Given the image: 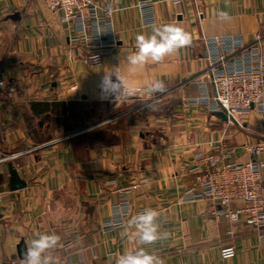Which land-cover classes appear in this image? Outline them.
Segmentation results:
<instances>
[{"label": "crops", "instance_id": "crops-1", "mask_svg": "<svg viewBox=\"0 0 264 264\" xmlns=\"http://www.w3.org/2000/svg\"><path fill=\"white\" fill-rule=\"evenodd\" d=\"M141 1L93 0L111 12L117 42L103 65L90 68L60 11L40 0H0V262L22 264L26 244L46 232L61 237L42 254L58 264H115L125 250L141 247L133 217L116 228L103 224L117 217L125 196L133 214L158 211L160 231L168 236L146 247L164 264H264V230L231 224L212 213L211 201L186 194L197 151L223 141L245 162L250 156L243 144L261 140L228 132L226 121L188 100L198 98L203 85L214 93L205 40L240 36L250 44L264 35V0H151L152 24L144 22ZM219 11L230 19H219ZM166 23L183 27L192 44L131 72L135 36ZM106 74L140 87L162 81L165 88L108 94L102 92ZM159 102L168 115L146 110ZM9 163L24 188L10 189ZM118 178L132 184L118 188ZM227 245L237 253L224 260L220 250Z\"/></svg>", "mask_w": 264, "mask_h": 264}, {"label": "built area", "instance_id": "built-area-1", "mask_svg": "<svg viewBox=\"0 0 264 264\" xmlns=\"http://www.w3.org/2000/svg\"><path fill=\"white\" fill-rule=\"evenodd\" d=\"M29 2L30 0H24ZM45 7L62 13V21L75 30V40L85 48V63L94 68L103 65L106 54L116 47L111 12L100 11L93 0H40ZM178 2L179 0H175ZM144 22L154 23V7L151 0L140 2ZM209 71L214 93L209 94L205 85L198 98L188 100L199 104L209 112L223 111L228 124L242 126L244 116L256 112L262 118V139L256 143L243 144L250 156L245 162L235 159L236 149L227 147L223 141L209 152L197 151L193 166L194 185L186 191L192 200H209L212 213L224 216L231 224L242 223L253 231L264 230V35L259 33L248 44L238 36L207 38ZM5 82L0 80V90ZM236 123H235V122ZM14 155L9 156L12 158ZM3 158L1 160H5ZM127 193L128 191H123ZM6 193V192H5ZM0 196V202L2 200ZM239 204V205H236ZM117 217L106 220L105 227L116 228L126 224L133 214L126 197L116 206ZM232 234V230L229 231ZM233 245L221 248L224 260L236 256ZM0 264H18L1 261ZM68 264V263H66Z\"/></svg>", "mask_w": 264, "mask_h": 264}, {"label": "clouds", "instance_id": "clouds-1", "mask_svg": "<svg viewBox=\"0 0 264 264\" xmlns=\"http://www.w3.org/2000/svg\"><path fill=\"white\" fill-rule=\"evenodd\" d=\"M217 16L225 21L230 19L225 11H219ZM192 42L191 34L176 24L166 23L153 26L152 34L141 32L135 36L136 50L131 52L127 58L130 71L135 72L149 63H160L165 57L177 54L179 50L190 46ZM102 84V92L115 94L123 89L125 97L162 92L165 88L162 81H149L145 87H140L130 84L119 76L113 81L110 74L103 77ZM158 216V211L146 208L132 218L130 224L136 229L134 235L141 247L134 251L125 250L115 258V264H164L159 255L146 247L168 236L167 232L160 231ZM60 242L61 237L55 233H40L38 239H33L26 244L21 255L22 264H58L52 256L42 254L48 249L56 248Z\"/></svg>", "mask_w": 264, "mask_h": 264}, {"label": "rangeland", "instance_id": "rangeland-1", "mask_svg": "<svg viewBox=\"0 0 264 264\" xmlns=\"http://www.w3.org/2000/svg\"><path fill=\"white\" fill-rule=\"evenodd\" d=\"M146 110H149L150 113L152 112L151 114H163V115H168L171 112V110H169V107H167V105H164L161 102L149 106ZM241 122H242V126H238L237 124H228L226 122L227 123L226 129L228 130V132L232 131L234 133H240L242 134L241 136H244L245 138L246 135H249L253 142H256L257 139H262L263 121L261 117H254L248 115L242 117ZM113 124L115 123L113 122L108 123L104 127L106 126L112 127ZM242 141L246 142L245 139Z\"/></svg>", "mask_w": 264, "mask_h": 264}, {"label": "water", "instance_id": "water-1", "mask_svg": "<svg viewBox=\"0 0 264 264\" xmlns=\"http://www.w3.org/2000/svg\"><path fill=\"white\" fill-rule=\"evenodd\" d=\"M214 115H216L217 117H219L223 121L228 120L227 115L223 111L214 112ZM8 166H9V173H10V189L12 191H16V190L24 188L26 186V182L23 181L19 177V174H18L17 170L15 169V167L13 166V164L9 163ZM131 184H132V181L127 180L126 178H118V180H117V187L118 188L126 187V186H129Z\"/></svg>", "mask_w": 264, "mask_h": 264}]
</instances>
